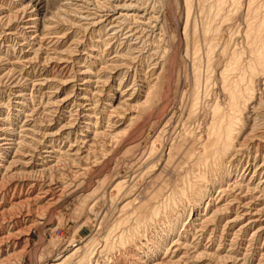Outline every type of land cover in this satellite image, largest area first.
Wrapping results in <instances>:
<instances>
[{
	"label": "bare ground",
	"instance_id": "bare-ground-1",
	"mask_svg": "<svg viewBox=\"0 0 264 264\" xmlns=\"http://www.w3.org/2000/svg\"><path fill=\"white\" fill-rule=\"evenodd\" d=\"M40 1L26 4L25 0H11L9 8H6L3 4L2 6L0 5V13L4 15L3 18H0V25L5 24V29L3 28L4 30H2L3 36L0 37V46L5 50V53L0 52V86L2 85L3 87V85L9 84L12 87L11 89H16L14 94V110L12 112L10 111V113L0 121V126L2 127V129H0V264H12L16 257H20V254L24 253L22 246L28 241V234L32 230L30 227L36 225L39 219H37L39 213L48 210L50 207L53 211L59 208L67 191L71 189L72 185L74 187L76 180L87 175L90 166L98 165L101 160L106 163V160L108 162L109 159L111 160V158L116 155L117 149L123 143L125 137L124 133L117 132V126L121 123L126 124L127 122L132 126L142 118L144 113L152 109L155 103L159 101L158 99H160L161 92L165 85L164 76H166L165 73L167 72L163 68L165 65L160 68L159 64L152 63L154 55L159 56L163 52L160 51V48H157L156 51H154V48H149L147 51V45L149 44H147V42L149 41L145 42L148 30L157 27H152L154 24H158V33L160 36L168 33L169 21L167 20L165 0L163 6L160 7L157 13V17L148 12L147 9L143 10V13L146 14L142 15L144 3L142 4L140 0H129L130 3L124 5L112 0L111 4L113 6L108 8L105 5L107 7L106 9L97 11L98 13L93 15L87 13L84 17L82 13L80 14V12L76 10V7V9L73 10L74 5L70 2H65L61 6L62 9L58 8L60 10L56 11L54 14L51 13V16L40 15ZM183 2V7H180L181 5L179 3L181 9L177 15V21L179 29L184 21V29L182 32L181 30L178 31L177 38L179 40V46H177L178 48L182 47V41L184 40L186 45L185 52L187 54L185 57L190 59V55L192 54L193 56L192 66L194 74H192L195 80V86L193 85L195 89H193L194 95L192 94V109L189 108L191 110L189 115L191 120L198 118V114L200 113H198V110L201 109L199 108L201 106L200 94L202 93V90H200L202 86L200 81L201 77L203 78L202 72L204 68H206L207 71V78L205 80V86L207 85V87H205L206 95L212 92V86L217 87L219 85L220 94L221 96L224 94L225 96H223L225 98H223V101L216 99L218 97L213 98L214 101L215 99L216 101L211 105L210 102L207 101V109L203 105V110L204 108L206 109V112L202 110L205 112L206 121L205 126L202 127L204 129L202 136L190 135L188 131V135H185L180 145L177 147L171 145L169 158L174 153L179 152L178 150L180 149H188V151L186 149L185 161L179 166V168L185 172V174L182 175L184 177H182L181 181H178V184L175 186L173 185L174 187L171 185L173 189L169 194H164V188H160L150 198L142 201L143 203L139 205L135 213V223L131 231L129 230L130 234H132H129V237L133 240L135 243L133 245L134 247L136 246L137 249H128V256L120 259L117 258V263L114 261L116 264H184L186 258L180 256L183 254V250L190 251V245L187 244L188 234L197 228L206 232L207 229L213 225L217 230L219 225L221 226L219 216L224 212L225 207L222 211L214 207L216 202L214 194L225 196L230 192L229 190H231V187L232 190H234L233 192L239 190L246 193L244 194L245 197L250 196L249 194L255 191L253 189L250 190L251 187H248L250 185L245 189L244 186H242L243 183H240L244 181L243 179L246 175L242 173L243 161H241V159L236 160V158H238L240 154L245 153L248 148L250 149V146L258 152L264 147V132L258 131L259 125L255 122L253 123V119H251L253 123L251 125L249 121L250 118L248 117V115L251 114L250 110L254 102H257L258 88L261 86L257 83L264 77V0H183ZM156 5H158V3H156ZM130 19L146 22L144 25L143 23L141 24L144 28H141V25L138 26L140 22H138L139 24H137V26L134 24L135 26L126 28L124 24H127ZM82 20L90 21L89 27H85ZM235 21L240 23L239 28L236 29V33L239 29L237 33L239 36L236 34L239 40L237 39V42V40L234 39V33L233 40L231 39L230 34L232 33L230 32L232 30L229 31V33L225 31L226 34H229L228 37L230 39L225 40V43H223L224 46L221 48L219 59L218 56L216 59V53L218 48L220 49L219 45L221 44L219 40L224 33V27L226 25L228 27L230 23L232 25ZM17 23H20V26H17ZM79 31H82V33L84 31L92 32L91 34L93 36H91L92 38L88 47L85 46V48H88L85 61H83V58L80 59V56L78 58L77 55L78 52L79 54L81 53L79 49L82 47V41L77 40L78 38L76 39V35ZM156 31L153 30V32ZM233 41H235V43H233ZM154 45L157 46L156 44ZM163 48L164 47L161 49ZM182 48L184 49V46ZM83 51L86 52V49ZM202 52L204 56L201 55ZM112 54L114 55L113 57L111 56ZM106 56L109 58L111 56L112 58L108 61H104ZM100 64L102 66L105 64V66L97 69L96 66ZM41 67L48 70L47 72H49V74H52L50 78L53 79V82L58 81V83L69 84L78 81L82 83L81 86L83 88L77 90L76 88L78 87L73 84L74 86H72L71 89L73 88L77 91L74 93L71 92L63 98L58 94H54L49 97V101L45 106L42 104L40 107L41 109L37 108L36 106L40 103H38V100L34 97L33 92L35 91L29 88L28 82H31V80L28 78L33 77L34 72ZM17 68L23 72L25 68L26 71H30L31 73L26 75L27 79H25L23 75L17 77L19 74L16 75L15 73ZM217 68L219 70H217ZM217 71H219L218 78L216 75L218 73ZM155 74H157L156 81L150 83V77ZM105 76H107V79L102 80ZM130 76L134 79V82H132L133 84L127 83L125 80ZM216 81L218 84H216ZM48 82L50 83V81ZM213 82H215V85L212 84ZM38 84L39 83H37V85ZM35 85L33 86L35 87ZM216 94L217 93H215V96ZM206 95H204L205 99ZM211 95L213 94L211 93ZM259 101V106L263 109L264 101L263 99L261 102ZM160 105L163 107L162 103ZM2 106L4 107V105ZM259 106L257 105V107ZM257 107L255 106L252 108V114L254 112L253 110L257 109ZM1 111L2 108L0 107V112ZM128 113L129 117H127ZM149 115L147 117H149ZM153 115L155 114L153 113ZM0 116H2L1 113ZM251 117L254 118L253 116ZM258 119L259 117L257 120ZM31 120L34 124V128L32 130H24L30 126L28 124ZM149 121L150 120H148V122ZM194 123H197L196 120ZM17 129H21L20 134L17 133ZM54 129H57V131L52 133ZM246 129L248 133L243 137L242 135ZM22 133L26 136L22 137ZM28 135H30L29 138ZM196 135L198 134L196 133ZM161 140L164 141L163 139ZM163 145L165 146V144ZM121 148H124V145H121ZM153 152L155 153V151ZM156 154H158V152ZM247 154L248 153L243 156H247ZM243 156L241 155L242 158H245ZM262 164L264 163L262 162ZM243 172L245 171L243 170ZM180 176L179 174V177ZM240 177L242 181H238ZM252 179L250 180L252 181ZM122 183L123 181L119 182V184L117 183L116 190L119 188L121 189ZM258 186L256 187L264 189L263 182ZM128 190L130 191V188ZM133 191L135 192V190ZM126 193H128V191ZM254 193L256 194V191ZM138 197L143 199L142 196ZM229 198H231V196ZM237 199V197L236 199L234 197V202ZM256 200H258V198ZM46 207L49 208L47 209ZM247 207L249 208L250 206ZM254 208L253 210H255ZM257 212L260 213V210ZM239 213H236V217L233 221L227 222L226 226L228 227L226 228H229V225H241V220L248 216ZM254 214H256V212ZM44 215L45 214H43V216ZM262 216H264V214ZM182 222L183 227H187V235H182L181 240L178 241L176 239L178 238L179 227ZM217 222L220 224L218 225ZM253 222L254 221H252V223ZM148 230L153 232V234L150 236V239H147V237L145 240L143 238L146 237V233L149 234ZM242 230L243 228L241 230L239 229V231ZM207 233L208 232H206V234ZM248 233L249 232H247V234ZM256 233H258V231ZM136 234L139 235V238L141 237L140 240L136 241V238H133ZM211 234L213 233L211 232ZM192 239L195 241L194 237ZM142 240H145V242L143 243ZM252 242L250 243L253 244ZM109 244L110 242L108 241L106 248L110 247ZM230 244H232V242ZM261 245L262 242H260L259 247H261ZM90 247L91 244L87 243L83 249L80 248L77 250H81L82 260H91L92 254L90 252ZM196 249L195 256L192 258L194 260L196 259V261L198 260L197 262L201 259L203 260V257L205 260V257L209 256L205 253L206 251H203V254L201 253L199 245L196 246ZM188 252L186 254H188ZM238 252L235 251L231 253L230 255L233 256H229L230 258L226 255L225 257L219 258L217 255L220 256L222 252L220 253L218 251L216 253L215 251L216 254H212V257H217V262L219 263H228L227 260L234 259L233 261H229L233 264H251L255 259V257L246 255L249 254V252L246 254L244 252V255L242 254L243 259L241 258L242 260L237 262ZM121 254L122 253H120V255ZM257 255L260 257H258L257 263L264 264V244L262 249H259ZM71 256L66 258L64 263L61 262V264H65L71 260ZM107 258L109 260V257ZM107 258L105 257V259ZM113 258L115 259L116 257ZM97 263H99V261Z\"/></svg>",
	"mask_w": 264,
	"mask_h": 264
},
{
	"label": "rangeland",
	"instance_id": "rangeland-1",
	"mask_svg": "<svg viewBox=\"0 0 264 264\" xmlns=\"http://www.w3.org/2000/svg\"><path fill=\"white\" fill-rule=\"evenodd\" d=\"M10 1L11 0H0V5L2 6V4H3V5H5L6 8H9L10 7L9 4L11 3ZM35 1H40V0H33V1L25 0V3L30 4L31 2H35ZM114 1L119 2L121 5L130 3L129 0H114ZM165 1H166L165 7L167 8V11H166L167 20L169 21L168 22V24H169L168 33L166 35L160 36L158 33L159 32V29H158L159 26H158V24H156V25L154 24V26H152V27H155V26H157V27L148 30V34H146L147 39L145 40V42L149 41V42H147V44L149 43L147 45L148 46L147 51L149 48L150 49L154 48L155 49L154 51H156L157 48H160V51L163 52L159 56L154 55V57L152 59V63L159 64L160 68H162V66L165 65L163 68H164V70L167 71V72L165 71L166 72L165 73L166 76H164L165 77V82H164L165 85H164L163 90L161 92L160 99H158L159 101H157L155 103V105L152 107V109H150V111L144 113L142 115V118H140V120L135 122L132 126H130L129 122H127L126 124L121 123L117 126V129H118L117 132L125 134V137L123 139V143L121 144L122 146L124 145V148H121V145H120V147L117 149V152L119 154L116 152V155L114 157H112L111 160L109 159L110 161L108 160V162H107V160H106V163H105V161L101 160V162L98 165L90 166L87 175L78 179L79 181L76 180L74 187L72 185L71 189H69L67 191L64 198L61 201V205L59 206V208H57L55 211H53V210H51L52 209L51 207L50 208L46 207L47 209L48 208L49 209L44 211V212H41L42 216H41V213H39L37 215V219L38 218L39 219L38 220L36 219L37 220L36 225L30 227V228H32V230L30 229L31 233L29 232V234H28V241L22 246L24 253L20 254V257L19 256L16 257L15 258L16 260L14 259L13 263H15V264H39V263L40 264H61V262L64 263V260L72 255L70 257L71 260H69L65 264H99V263L100 264H108V262H109V264H116L118 259L125 258L128 256L127 254L131 248L137 249L136 246L134 247L133 244H135V243L133 242V240L129 236L132 235V234H130V231H131V228L133 227V225L135 223L134 222V219L136 218L135 213L137 212V208L139 207V205H141L143 203L142 201L150 198L160 188H164V194H169L170 191L173 189V187L176 184H178V181H181L182 177H184L182 175H184L185 172L182 171V169L179 168V166L181 165L182 162L185 161V155H186L188 149L187 148L182 149V150L180 149V150H178L179 152L174 153L169 158L168 156H169V152L171 149L170 147H172V146L177 147L178 145H180L183 142L185 135L186 136L188 135V131H189L190 135L193 134V135L198 136V137H199V135L202 136L203 135L202 132L204 130L202 127L205 126V121H206L205 112H206V109L208 108V102L207 101H209L210 105H211L213 102L216 101V99H218V100L220 99V101H223L224 100L223 98H225L224 97L225 95L222 93L224 96L223 95L221 96V94H220L221 92H220V89L218 87L219 85L217 87L212 86L213 89L215 88L214 90L212 89V92H211L213 95H211L210 92H209L210 95H209V93H207V95H206L205 87H207V85L205 86V80L207 78V76H206L207 71H206V68H204L203 72H202L203 78L201 77V81H200V84L202 85V86L200 85L201 86L200 90H202L201 91L202 93L201 92H200L201 94L199 93L201 96V99H200L201 100V106L199 108H201V109H199L200 111L198 110V113L200 112L198 114L199 115L198 118L191 120V118L189 116L191 110L189 108L192 109L191 104H193L192 100H193V95H194L193 89H195V88H193V85L195 86V82H194L195 80H194V76H193V74H194L193 70L194 69L192 66L193 56L191 54L190 59L188 57H185V56H187V54L185 52V46H186L185 42H184V40L182 41V43H183L182 47L184 46V49L182 47L178 48L179 40L177 38L178 31L181 30V32H182L184 29V21L182 22L183 24L180 26V29L178 28L179 25H178V21H177V15L180 12V9H181L180 7H183L184 2H183V0H165ZM40 2H41V5L39 6V10H40L39 13H40V15H43V16H45V15L51 16L56 11H59L60 9H62L61 6L65 2H70L72 5H74L73 10H75L77 8L76 10L79 11L80 14L82 13L83 17L87 13H89V14L91 13L93 15L95 13H98L97 11H100V10L106 9L107 7L109 8L110 6H113L111 4L112 0H108V1L107 0H66V1L65 0H43V1L41 0ZM140 2L142 4L144 3V5H145V6L143 5V7H142L143 8L142 9V15L146 14V13H143V10L147 9L148 12H150L152 15L157 17L158 16L157 13H158L160 7L163 6L164 0H147V1L146 0H140ZM156 3H158V5H156ZM179 3L181 5L180 7H179ZM44 4H45V7H44ZM177 6H178V8H177ZM41 8H42V10H41ZM58 8H60V9H58ZM170 8L172 11L170 10ZM90 9H92V10H90ZM45 12H46V14H45ZM1 17L2 18L4 17V15L2 13H0V18ZM136 21L133 19H130L127 24L126 23L124 24V26L126 28H130V27H133L135 25L137 26V24H139L138 22H140V24L138 26H140L142 23H143V25H144V23H146L143 21H138V20H136ZM82 23L85 25V27H87V26L89 27L90 21L82 20ZM235 23H236V25H235ZM233 24L232 25H231V23L228 24V27L230 25L229 28L227 27V25L224 27V33H223L224 35L222 34L223 36L221 35V37H220L221 39L219 38L220 39L219 43H221L220 44L221 46L219 45L220 49L218 48V50H217L216 59H217V56L219 59V56L221 54V48L224 46L223 43H225V40L230 39L228 37L229 31L232 30L230 32V33H232V34H230L231 39L234 36L233 33L235 34V36L238 35L237 33H238L239 29L237 30V33H236V29L239 28L240 23L235 21ZM4 25L3 24L0 25V30H1L0 31V37L3 36L2 30L5 29ZM16 25L20 26V23L19 24L17 23ZM143 25H141V28H144V27H142ZM2 26H4V27H2ZM235 26H236V28H235ZM181 27H183V28H181ZM232 27H234V28H232ZM153 30L156 32H153ZM225 31H228V33L226 34ZM84 32L82 33V31H79V33H77V35H76V39L78 38L77 40L82 41V47L80 48L81 50L79 49V51L82 54L81 53L79 54V52H78L77 55H78V58H79V56H80V59L83 58V61H85L87 58V54H86L88 51L87 47L91 41V38L93 37L91 34L92 32H85V33ZM150 33H151V35H150ZM85 36H87V37H85ZM235 36H234V39L239 40V37H238L239 35L237 37H235ZM161 37H163V38H161ZM176 38H177V40H176ZM238 40H237V42H238ZM235 41H233V43H235ZM154 44H156L157 46H155ZM85 46H87V47L85 48ZM161 46L164 48L161 49L162 48ZM85 49H86V52L83 51ZM177 50H179V51H177ZM167 51H169V52H167ZM0 52L5 53L4 48L2 49L1 46H0ZM164 52H165V54H164ZM201 55L204 56V53L202 52ZM111 56L113 57L114 55L112 54ZM111 56H110V58L106 56L107 60L105 59L104 61H108L109 59H111L112 58ZM162 56H164V57H162ZM160 58L163 60H161ZM99 66L98 65L96 66L97 69L104 67L105 64L103 66L100 64ZM218 68H217V70H219ZM23 70L26 74L22 70H20L19 68H17L15 70V73H16V75L19 73L17 75V77L23 75V77L25 79H27L26 75L31 73V72L26 71L25 68ZM47 71L48 70L41 67L34 72L33 77L28 78L31 80V82H28L29 88H31L30 90L35 91V92H33L34 97H35V99L38 100V103H40V104L37 103L38 105L36 104L37 108H40L42 106V104H43V106H45V104L49 101L48 100L49 97L54 95V94H58L59 96H61L63 98V97H66V95H68L69 93H71V92L74 93L75 91L83 88L81 86L82 83L78 82V81L77 82L74 81V83L71 82L72 84L71 83L62 84L61 82L58 83V81H56L57 83L55 81L53 82V79L50 78L52 74H49V72H47ZM217 72L218 73L216 75L218 78L219 71H217ZM44 73H46V74H44ZM169 73H171V74H169ZM44 75H46V76H44ZM132 78L133 77L130 76V77H127L125 80L127 81V83L133 84L132 82H134L133 81L134 79H132ZM156 78H157V74L152 75L150 77V83L152 81L155 82ZM41 79H42V81H41ZM45 79H46V81H45ZM50 79H52V80H50ZM105 79H107V76L103 77L102 80H105ZM263 79H264V77L262 78L261 81H258L259 83H257L261 86H260V88H258V93H257L258 96H257V100H256L257 102H254L255 105L253 104L252 108L255 106L257 107V105L259 106V103H258L259 100H260L259 102H261L262 99L264 101V96H263L264 95L263 94L264 93V80ZM48 81H50V83ZM36 82L39 84L37 85ZM46 82H47V84H46ZM73 84L78 87V88H76L77 90L73 89V88L71 89V87L74 86ZM212 84L215 85V82H213ZM216 84H218L217 81H216ZM33 85H35V87ZM5 86L4 85H3V87H2V85L0 86V105H1L0 107L2 108V111L0 112L2 115V116H0V121H2V119H4L7 116V114L10 113V111L12 112L14 110L13 107L15 104V99H14L15 95L14 94H15L16 89L15 88L11 89L12 87L9 84H7V85L5 84ZM215 93H217L216 96H215ZM204 95H206L205 96L206 99L204 98ZM216 97H218V98H216ZM258 97H259V99H258ZM213 98H216L215 101ZM41 100H43V101H41ZM44 101H46V102H44ZM161 103H162L163 107H161V105H160ZM2 105H4V107ZM203 105L206 108V109L204 108V110H203V107H204ZM252 108L250 110L251 114L248 115V117L250 118L249 119L250 124L252 125L254 122L257 123V125H259L258 131L264 132V128H263L264 127V124H263L264 123V118H263L264 108L261 109L260 106L257 107V109H255L257 111L253 110L254 111L253 114H252ZM258 108H260V109H258ZM202 110L205 112H203ZM153 113L155 115H153ZM258 113L261 115H259ZM148 115H149V117H147ZM188 116H189V118L187 119ZM251 116H253L254 118H252ZM127 117H129V113L127 114ZM256 117L257 118L259 117L260 120L258 119L259 120L258 121ZM36 118H38V117H36ZM251 119H253L252 120L253 123H252ZM255 119H256V121H255ZM148 120H150V121L148 122ZM195 120L197 123H194ZM198 120H199V122H198ZM31 122H32V120H31ZM30 123L28 124L30 126L24 130H32L34 128L33 122L31 124ZM19 125H20V123H19ZM197 126H199V127H197ZM0 129H2L1 126H0ZM56 131H57V129H54V130H52V133H55ZM192 131H193V133H192ZM20 132H21V129H17V133L20 134ZM196 133L198 135H196ZM247 133H248V130L246 129L242 136L244 137ZM21 135H22V137L26 136L23 133ZM29 137H30V135H28V138ZM161 137H163V138H161ZM161 139H163L164 141H162ZM153 143H155V144H153ZM163 144H165L166 147ZM162 145L164 146V148ZM246 145H248V144H246ZM120 148H121L122 152L124 151L123 153L121 152ZM161 148H162V150H161ZM247 148H248V146H247ZM163 149H165V150H163ZM186 149H187V151H186ZM153 151H155V153ZM160 151H161V153H160ZM247 151L245 153L240 154L238 156V158H236V160L241 159V161H243L242 167H243V170L245 172H243V170H242V173H244L246 175L245 178L243 179L244 181L240 182V183H243L242 186H244L245 189H247V186L250 185L248 187H251L250 190H252V189L255 190L256 194L254 193L255 191H252L251 192L252 194H249L250 196L245 197L244 194H246V193H243L239 190H235V192H233L234 190H232V187L230 188L231 190H229L230 192H228L229 195L226 194L225 196L224 195L221 196V195L214 194L215 195L214 199H216L214 207L219 208L221 211L225 207V210H226V211L224 210V212L221 214L223 217L221 215L219 216V218H220L219 221L221 223V226L219 225L220 223L217 222L219 225L218 230L214 227V225L211 226L210 228H208L206 231V232H208L207 233L208 235L206 234L205 231H203L202 229H198V228L196 229L197 231L193 230L192 232L189 233L190 235L188 234V243L187 244L190 245V249H189L190 251L188 252V250H186V251L183 250V252H182L183 254L180 256V257L186 258L184 260V262H185L184 264H198V263L199 264H203V263L204 264H212V263L213 264H233L232 262H229L231 259L227 260L228 263L227 262L219 263V262H217V257L221 258V257H225V255L227 257H229V256L232 257L233 255H230V254L235 252V251H237V252L240 251V252H238V261L237 262H239V260L243 259L244 252H245V254L249 252V254H246L247 256L255 257V259H254L255 262L253 260V262H251V264L252 263L258 264L257 262H258V259L260 257L257 254H258L259 249L261 250L262 246L264 244V235H262V234H264L263 233L264 232V220H262V219H264V216H262L264 214V205H263L264 204V198H263L264 191H262V190H264V189L258 188L259 187L258 185L261 182L264 183V175H263L264 174V164H262V162L264 163V158H263L264 157V147L260 152H258L257 150L253 149L250 146V149L248 148ZM249 151L252 154H250ZM157 152H158V154H156ZM164 152H165V154H164ZM246 153H248L247 156L246 155L243 156ZM145 154H146V156H145ZM241 155L245 158H242ZM255 155H256V157H255ZM252 156H254V157H252ZM152 157H154V158H152ZM25 159H29V158H25ZM160 159L163 161H161ZM155 160H157V161H155ZM246 160H248V161H246ZM147 161H149V162H147ZM151 162H153V163H151ZM149 164H150V166H149ZM157 164L159 167L157 166ZM179 174L181 175L180 177H179ZM176 177H178V178H176ZM252 178H254V179H252ZM150 179H152V180H150ZM250 179H252V181ZM121 181H123L124 184L122 183L121 189L119 188L118 190H116L117 189L116 188L117 183L119 184V182H121ZM124 181H126V182H124ZM238 181H242L241 177L239 178ZM249 181H251V182H249ZM152 182L154 185L152 184ZM112 184H114V185H112ZM171 185L172 186L174 185V186L172 187ZM256 186H258V187H256ZM135 187H137V188H135ZM125 188L128 191V193H126L127 191L125 190ZM129 188H130V191L128 190ZM133 190H135V192ZM119 193H120V195H119ZM135 193H136V195H135ZM138 196H142L143 199H141ZM227 196H229V197L231 196V198H229ZM125 197H126V199H125ZM129 197H131V198H129ZM234 197H235V199H236V197L238 198L237 200H235V202H234ZM232 198H233V200H232ZM257 198H258V200H256ZM138 199H140V200H138ZM223 200H226V201H223ZM260 200H263V201H260ZM112 201H114V202H112ZM250 202H251V204H250ZM123 204H125V205H123ZM226 204H228V205H226ZM261 205H263V206H261ZM231 206H232V209H231ZM247 206H250V207L248 208ZM251 206L253 208L256 207V208H254L256 211L253 210V208ZM221 207H223V208H221ZM227 208H228V210H227ZM261 208L263 210V213H262ZM215 209H214V211H215ZM258 210H260V213L257 212ZM236 211L238 213L240 212L239 214H241V215H245V216L248 215V216H246L244 219L241 220V222H242V223L240 222L241 225H239V224L232 225L235 227H232L231 225H229V228H226V227H228V226H226L227 222L233 221L234 218L236 217V213H237ZM225 212H227V213H225ZM255 212H256V214H254ZM250 213H251V215H250ZM43 214H45V215L43 216ZM223 214H225L226 216ZM226 218H227V220H226ZM44 219H45V221H44ZM251 220L254 222L252 223ZM181 225L179 227V233H178L179 239L178 238L176 239L178 241L181 240L182 235L183 236L187 235V233H186L187 227L186 226L183 227V222L181 223ZM248 225H249V227H248ZM108 227H109V229H108ZM126 227H127V229H126ZM230 228H234V229H230ZM242 228H243V230L239 231V229L241 230ZM183 229H184V231H183ZM249 229H250V231H249ZM125 230H127V231H125ZM226 230H227V232H226ZM252 230L254 233L252 232ZM217 231H218V233H217ZM257 231H258V233H256ZM261 231H262V233H261ZM211 232L213 234H215V233L216 234L213 235V234H211ZM247 232H249L248 233L249 235L247 234ZM250 232H252L253 235H255V234L256 235L253 236L252 233H250ZM119 233H121V234H119ZM148 233L150 235L146 233V237L143 239L146 240L147 237H148L147 239H150V236L153 234V232L148 230ZM137 234H139V233H137ZM137 234L133 237L134 239L136 238V241L141 239V237L139 238V235H137ZM223 235L225 236V239H224ZM196 236H197V238H196ZM226 236H228V237H226ZM193 237H194L195 241L192 239ZM221 237L224 239V241ZM235 237H236V239H235ZM243 237H244V239H243ZM185 238H187V237H185ZM255 238H257L258 240ZM104 239H105V241H104ZM254 239H255V241H254ZM262 239H263V241H262ZM145 240L144 241L142 240V242L144 243ZM108 241L110 242L111 245L109 244L110 247L106 248V246H107L106 244L108 243ZM200 241H202V242H200ZM259 241L262 242L261 247H259V245H260ZM213 242H215V243H213ZM221 242H222V244H221ZM231 242H232V244H230ZM250 242H252L253 244H251ZM87 243L91 244L90 252L92 255H91V260L84 261V260H82L81 250L80 251H77V250L80 248L83 249V247H85ZM25 245H27V246H25ZM198 245H199V249L201 250V253L203 251H206L205 253H207L209 255V256L205 257V260L203 257V260L201 259V260H199V262H197L198 260L196 261V259L195 260L193 259L195 256L194 254H195L196 250H198V249H196V246H198ZM232 246H234V247H232ZM235 247H236V249H235ZM211 248H214V249H211ZM218 248L219 249L222 248V249H220L222 251H220ZM252 248H253V250H252ZM38 250L39 251L43 250V251L39 252ZM209 250H210V252H209ZM215 251H216V253L218 251L220 253L221 252L222 253L220 254V256L217 255V257L215 258V257H212V254H216ZM78 252H81V253H78ZM119 252L122 253L121 254L122 256L120 255ZM187 252H188V254H186ZM250 252L252 253V255ZM21 255H22V258H21ZM256 255H257V257H256ZM105 257L106 258L109 257V260H108V258L105 259ZM113 257H116V258L114 259ZM110 258H113V259H110ZM206 258L208 261L206 260ZM74 259H75V261H74ZM38 260H40V261H38ZM211 260H213V261H211ZM233 260L234 259H232L231 261H233ZM98 261H99V263H97ZM16 262H18V263H16Z\"/></svg>",
	"mask_w": 264,
	"mask_h": 264
}]
</instances>
